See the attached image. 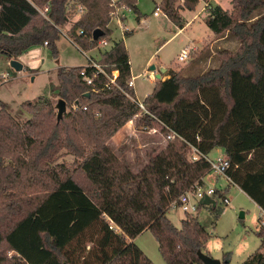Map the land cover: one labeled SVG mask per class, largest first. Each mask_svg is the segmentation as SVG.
<instances>
[{"label":"trees","instance_id":"obj_1","mask_svg":"<svg viewBox=\"0 0 264 264\" xmlns=\"http://www.w3.org/2000/svg\"><path fill=\"white\" fill-rule=\"evenodd\" d=\"M200 1L160 0L156 8L183 28L181 10H195ZM118 2L140 20L138 0ZM111 3L0 0V56L17 59L46 41L58 56L62 35L83 52L107 40L113 45L97 62L108 75L113 67L120 71L108 88L109 78L95 75L94 66H60L55 90L69 105L61 120L47 97L27 104L32 115L25 123L0 101V264H155L134 242L145 230L168 264H204L198 251L206 253L227 188H216L215 203L201 201L196 214L185 213L180 227L168 212L182 193L204 184L215 148L229 158L231 182L264 209V0H232V10L210 2L207 26L216 36L228 32L238 39V49L220 51L218 65L201 74L169 70L143 99L146 111L128 83L132 66L125 41L113 38ZM78 7L79 18L64 34L61 25ZM97 28L104 34L94 40ZM84 70L94 75L93 85ZM132 119L138 128H160L166 139L150 145L146 161L136 167L111 144ZM171 132L177 136L169 139ZM193 147L198 160L189 156ZM62 150L81 160L58 162ZM202 210L206 219H200ZM6 250L16 256L7 261ZM263 263L264 250H258L241 264ZM222 264H230L229 253Z\"/></svg>","mask_w":264,"mask_h":264},{"label":"rangeland","instance_id":"obj_2","mask_svg":"<svg viewBox=\"0 0 264 264\" xmlns=\"http://www.w3.org/2000/svg\"><path fill=\"white\" fill-rule=\"evenodd\" d=\"M156 1L159 3V0H138L137 5L141 18L138 20L134 12H127L126 19L122 22V24L127 26L125 29L120 25L117 17L112 18L110 22L114 39L122 40L121 38L125 33L133 32L131 35L125 36L123 40L130 51L133 62V75L137 76L141 74L135 80L136 97L139 101H143L146 96L152 93L158 80V78L155 80L151 79V73L163 74L160 69L161 62L165 63L168 67L166 73L169 70H174L185 77L194 76L217 66L220 60L218 54L220 51L225 50V48L237 50L240 45L238 39L230 34L227 37L228 32H226L223 35L215 36L211 41L206 40L204 46H195L190 57L184 61H180L178 57L182 48L186 47L188 37H196L198 40L205 35V23L200 18L192 27H188L183 34L176 35L173 39L169 40L174 35L176 29L178 30V26L169 21L160 10L156 9ZM214 2V5L219 4L223 8L232 7L231 0H215ZM155 11H158L160 15L156 16ZM80 12L82 10L79 7L68 12L69 22L61 25L64 34L69 31L73 22L79 18ZM259 13H261V10L255 11L253 16ZM184 15L190 18L194 13L185 11ZM36 47L41 50V53L39 58L40 64H38L35 70H16L10 65V62L8 63L7 56H0V101L5 102L9 106L11 113L22 123L29 120L32 115L27 104L46 97L53 102L54 113L57 115L58 109L56 105L61 97L55 90L58 87V79L56 75L57 71L53 70H56L59 65H87L89 56L91 55L100 57L99 50L83 53V51L70 43L63 35L57 41L58 56L54 55L52 48L45 45V43ZM102 47L106 48L108 45ZM151 57L154 59L153 65H156L155 70L150 69L149 64H147ZM204 57H206L205 60H202L201 58ZM168 77V75L164 76L163 74L160 79L163 80ZM68 110L69 105L67 106ZM154 129L146 127L138 128L136 126V129L132 131L129 124H126L113 137L111 144L136 167L140 164V159L141 162L146 161V149L150 145L158 143L164 145L166 143V139L160 133V128L156 127V131ZM219 153L223 152H219L216 149L212 150L209 158L213 159ZM80 160V158L66 150H62L58 157V162L65 161L72 163ZM214 176L215 174L212 172L209 174V178L211 177V179ZM224 182L225 180L222 179L221 183L223 184ZM228 197L231 203L225 205V209L218 219L216 226L210 227L212 237L206 244V253L208 252L212 257L220 260H223L224 255L229 253L230 264H241L253 252L264 249L261 245L262 237L260 236V221L258 220L260 209L235 184H231ZM185 215L179 209H170L168 212V217L177 227L181 226V219ZM207 217L208 213L202 210L200 219H206ZM134 242L155 264H168L162 256L158 243L150 230H145L139 234L134 239ZM3 256H6V260L8 261L13 256H16V253L6 250Z\"/></svg>","mask_w":264,"mask_h":264},{"label":"built area","instance_id":"obj_3","mask_svg":"<svg viewBox=\"0 0 264 264\" xmlns=\"http://www.w3.org/2000/svg\"><path fill=\"white\" fill-rule=\"evenodd\" d=\"M111 5L115 8L111 12L112 18L117 17L119 22H120V25L123 26V28L125 29L126 25L122 24V22L126 19V16H127L126 13L132 12V8H130L129 6H126L124 4H119L118 0H112ZM157 13H158V11L155 12V14H157ZM47 44H48V42L46 41L45 45H47ZM107 45H108L107 40H101L97 47L107 46ZM194 47L195 46L192 45V46H187V47L183 48L179 54V57H178L179 60L184 61V60L188 59L190 57L192 51L194 50ZM97 60L98 59H95L93 57H89L87 65L94 66L96 68V74L95 75H97L98 73L99 74L105 73L103 67L101 66L100 63L97 62ZM113 70H114V68H112L111 75H108L105 73V75L109 78L108 83H106V86L108 88H111V85L116 83V79L118 77L114 74ZM82 75H84V79L88 84L93 85L94 75L93 76H86L85 70L82 71ZM139 76H141V74H139L137 76L132 75L130 77V79L128 80L129 86L135 88V80ZM151 79H153V80L157 79V74L155 72L151 73ZM136 102L142 110L146 111V108L143 104V101L136 100ZM127 124H129L132 131H134V129H136V120L135 119L130 120ZM154 131H156V129H154ZM175 136H177V134L175 132H171L168 135V138L171 139ZM189 156L192 160H198L200 158V153H199L197 148L193 147L191 149V154ZM207 159L210 162V166H211L210 173L211 172L214 173L215 176H223V177L227 178L229 181H231L230 177L226 173L227 169L230 166V161H229V158L227 155H218L213 159H210L207 157ZM215 192H216L215 186H212L210 184H205V181H204L203 185H200L199 183H197V184L193 185L189 190L182 193L178 199L174 200L171 203V209H180L184 213L196 214L198 212L200 202L203 201L206 197L214 198ZM229 203H230V199L226 196L223 200V204L227 205ZM258 220L260 221V232H263V234H264V209L263 208H260Z\"/></svg>","mask_w":264,"mask_h":264},{"label":"crops","instance_id":"obj_4","mask_svg":"<svg viewBox=\"0 0 264 264\" xmlns=\"http://www.w3.org/2000/svg\"><path fill=\"white\" fill-rule=\"evenodd\" d=\"M215 0H211L210 2L213 4H215V2H214ZM159 2H160V0H159ZM210 2H206V1H200V3L197 5V7H196V9L195 10H187V9H182L181 10V14L184 16V18H185V20H186V22H185V25H184V27L183 28H180V27H178V30L176 29V31H175V33H174V35H172L170 38H169V40H171V39H173L176 35L177 36H179V35H181V34H183L184 32H185V30H187L188 29V27H192L194 24H195V22L197 21V20H199L200 18H202V20H203V22L205 23V30H204V34L205 35H203L200 39H196V37H188V43L186 44V47L187 46H192V45H194V46H204L206 43H205V41L206 40H209V41H211V40H213L214 38H215V36H216V34L207 26V24H206V18H207V16L209 15V3ZM231 3H232V0H231ZM155 4H158V2L156 1L155 2ZM213 4V5H214ZM219 5V4H218ZM157 10H160L161 12H162V10L161 9H159V8H156ZM224 9H226V10H232L233 9V4H232V7L231 8H224ZM185 11H188V12H191V13H194V15L193 16H191L190 18H187L185 15H184V12ZM156 12V11H155ZM162 14L165 16V17H167L163 12H162ZM156 16H159L160 15V13L158 12L157 14H155ZM168 18V17H167ZM168 20L169 21H171L169 18H168ZM177 26V25H176ZM110 27L112 28V26H111V24H110ZM125 28H127V26L125 27ZM63 37H65V36H63ZM217 37V36H216ZM70 43H72L67 37H65ZM222 38H224V37H222ZM222 38H219V39H222ZM227 38V37H226ZM225 38V39H226ZM121 39H125V36L123 35V37L121 38ZM219 39H217V40H219ZM115 40H120V39H115ZM73 44V43H72ZM74 45V44H73ZM112 42H109L108 43V47H102V46H99V47H96V48H94V49H91V50H89V51H96V50H99V52H100V56H101V52H103V51H106V50H109L111 47H112ZM126 47H127V45H126ZM183 48H185V47H183ZM182 48V49H183ZM127 49H128V47H127ZM128 51H129V49H128ZM88 52V51H87ZM40 53H41V50H39L36 46H34V47H31L30 49H28L25 53H23L21 56H19L18 58H17V60H19L22 64H23V69L22 70H24V69H27V70H35L36 69V67H38V64H40V60H39V58H40ZM84 53V52H83ZM129 55H130V51H129ZM211 56V55H210ZM89 57H93V58H95V59H99L100 57L99 56H97V55H91V56H89ZM210 58V57H209ZM7 59V61H8V63L11 61V59H9V58H6ZM153 60L154 59H152V57L148 60V63L147 64H149V66H150V69H151V66L153 65ZM130 62H132V59H131V55H130ZM67 66H72V65H67ZM74 66H77V65H74ZM131 66H132V75H133V62L131 63ZM156 66V65H155ZM59 67H60V65H59ZM58 67V68H59ZM57 68V69H58ZM114 68V74L116 75V76H119V74H120V71H119V69L117 68V67H113ZM57 69L56 70H53V71H57ZM161 71L164 69V72H162L163 74H164V76H167V74H166V71H167V69H168V67L166 66V64L165 63H163V62H161ZM57 73V72H56ZM162 74V75H163ZM161 78H162V76H161ZM166 79V78H165ZM165 79H163V80H165ZM136 91V90H135ZM142 101V100H141ZM263 143H264V141H263ZM216 150H218L219 152H223V153H219V155H227L226 154V152H225V150L223 149V148H215ZM214 149V150H215ZM199 151V150H198ZM200 153V152H199ZM190 154H191V152H190ZM210 154V153H209ZM209 154H208V158H209ZM218 156V155H217ZM222 179H224L225 180V182L222 184L221 183V180ZM204 181H205V184H210V185H212V186H215L216 188H221V189H226L227 188V197H228V192H229V190H230V186H231V184H234L233 182H231V181H229L227 178H225V177H223V176H214L212 179H211V177L209 178V174L204 178ZM220 187H219V186ZM236 185V184H235ZM238 186V185H237ZM239 187V186H238ZM240 188V187H239ZM241 189V188H240ZM242 190V189H241ZM243 191V190H242ZM244 192V191H243ZM245 193V192H244ZM246 194V193H245ZM247 195V194H246ZM229 198V197H228ZM230 199V198H229ZM230 203H231V200H230ZM258 206V205H257ZM259 207V206H258ZM259 209H260V207H259ZM180 210V209H179ZM205 212H207V211H205ZM147 231V230H146ZM136 239V238H135ZM264 247V246H263ZM264 250V249H263Z\"/></svg>","mask_w":264,"mask_h":264},{"label":"water","instance_id":"obj_5","mask_svg":"<svg viewBox=\"0 0 264 264\" xmlns=\"http://www.w3.org/2000/svg\"><path fill=\"white\" fill-rule=\"evenodd\" d=\"M103 34H104V31L100 28H97L93 32V39L98 40ZM10 65L16 70L23 69V64L17 59H11ZM151 69L155 70L156 66L152 65ZM162 72H164V69L162 70ZM161 76H162L161 73L157 74L158 79H160ZM56 107L58 109V113H57L58 120H61L64 113L67 112V102L63 98H60L57 102ZM202 202L204 204H209V203H215V200L210 197H206ZM198 255L204 264H222V260L214 258L210 254H207L201 250L198 251Z\"/></svg>","mask_w":264,"mask_h":264}]
</instances>
